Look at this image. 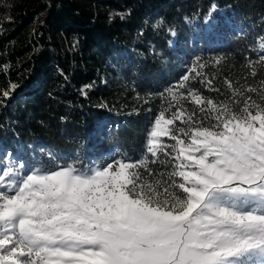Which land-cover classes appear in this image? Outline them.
Returning <instances> with one entry per match:
<instances>
[{"label":"trees","instance_id":"trees-1","mask_svg":"<svg viewBox=\"0 0 264 264\" xmlns=\"http://www.w3.org/2000/svg\"><path fill=\"white\" fill-rule=\"evenodd\" d=\"M212 4L222 10L219 23L226 16L239 30L227 28L217 41L214 31L205 36ZM157 20L163 24L154 29ZM259 38L264 42V0L0 1V94L18 85L8 98L0 95V144H20L28 161L39 145L79 164L93 155L102 161L108 151L138 157L155 117L170 103L175 110L169 91L195 76L194 64L204 67L179 89L185 95L194 89L235 112L246 96L264 103ZM182 107L196 119L204 115L189 101ZM149 167L162 192L171 165Z\"/></svg>","mask_w":264,"mask_h":264},{"label":"snow or ice","instance_id":"snow-or-ice-1","mask_svg":"<svg viewBox=\"0 0 264 264\" xmlns=\"http://www.w3.org/2000/svg\"><path fill=\"white\" fill-rule=\"evenodd\" d=\"M203 67L169 91L175 110L155 117L139 159L30 168L0 157V264H264V103L246 96L235 112L179 91ZM149 163L171 165L163 192Z\"/></svg>","mask_w":264,"mask_h":264},{"label":"rangeland","instance_id":"rangeland-1","mask_svg":"<svg viewBox=\"0 0 264 264\" xmlns=\"http://www.w3.org/2000/svg\"><path fill=\"white\" fill-rule=\"evenodd\" d=\"M1 2L6 0H0ZM214 4H212L213 6ZM222 12L221 9H217L215 6V9L213 10L211 7L210 14H207L204 17V32L205 36H207L208 32L214 31V38L217 41L218 38H222L224 32H226L227 28L232 29L233 27L237 30H239V27L236 26L228 17L224 16L222 18L221 22H225L224 24L218 22V17L215 15V12ZM260 41L258 43L259 47L261 43H264L261 38H259ZM172 45V43H171ZM261 48V47H260ZM261 52L264 53V49L261 48ZM154 121V120H153ZM152 124V123H151ZM102 129V128H100ZM97 133H100V131H97ZM163 139V138H162ZM31 150V159L30 161L27 160V154L24 153V149L20 144H16L14 150H9L7 148L3 149L2 145L0 144V157H2V162L6 166H18L21 162H24L28 165L30 168H52L56 165H63L67 163H73L77 167H79L81 164L76 163V159L73 157H70L65 154H61L59 152H56L54 150H51L50 148H45L39 146H32L30 147ZM33 151V152H32ZM143 156V154L139 155L138 157H135L133 159H139ZM102 161L97 158V156L93 155L91 159L83 165L86 167H91L94 165H103L107 162H110L113 159L119 160L123 157H129V156H115V153L112 151H108L107 153L102 154ZM132 158V157H129ZM47 164L49 166H47ZM163 192V191H162Z\"/></svg>","mask_w":264,"mask_h":264}]
</instances>
